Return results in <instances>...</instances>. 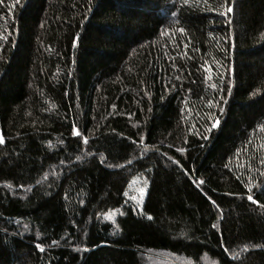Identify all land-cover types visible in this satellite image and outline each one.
<instances>
[{
	"label": "trees",
	"instance_id": "16d2710c",
	"mask_svg": "<svg viewBox=\"0 0 264 264\" xmlns=\"http://www.w3.org/2000/svg\"><path fill=\"white\" fill-rule=\"evenodd\" d=\"M0 140V264H264V0H0Z\"/></svg>",
	"mask_w": 264,
	"mask_h": 264
},
{
	"label": "rangeland",
	"instance_id": "374dc122",
	"mask_svg": "<svg viewBox=\"0 0 264 264\" xmlns=\"http://www.w3.org/2000/svg\"><path fill=\"white\" fill-rule=\"evenodd\" d=\"M156 259L152 257V255H149L148 258H149V263L150 264H164L165 262V258H162L160 259L158 255H155ZM147 258V260H148ZM176 263L178 264H184V260L182 259H177L176 260ZM148 264V262H147ZM165 264H172V262L168 261V262H165Z\"/></svg>",
	"mask_w": 264,
	"mask_h": 264
},
{
	"label": "snow or ice",
	"instance_id": "6c2138e0",
	"mask_svg": "<svg viewBox=\"0 0 264 264\" xmlns=\"http://www.w3.org/2000/svg\"><path fill=\"white\" fill-rule=\"evenodd\" d=\"M231 10H232V9L229 7V8H228V11H231ZM214 126H215V125H214ZM73 134H79V133H78V130H77V128H76L75 126L73 127ZM85 142H86V141H85ZM0 143H2V140H0ZM181 151H182V149H181ZM77 159H79V157H77ZM262 163H264V161H262ZM247 198H248V200L251 201L252 203H258L256 200L253 199V197H252L251 195L248 196ZM55 243H56V241H53V244H55ZM37 247L40 248L41 251H43V248H42L41 245H37Z\"/></svg>",
	"mask_w": 264,
	"mask_h": 264
}]
</instances>
